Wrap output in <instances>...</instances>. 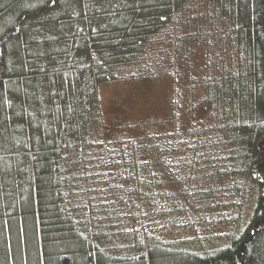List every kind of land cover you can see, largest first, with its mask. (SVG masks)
I'll return each instance as SVG.
<instances>
[{
	"label": "trees",
	"instance_id": "obj_1",
	"mask_svg": "<svg viewBox=\"0 0 264 264\" xmlns=\"http://www.w3.org/2000/svg\"><path fill=\"white\" fill-rule=\"evenodd\" d=\"M217 21L219 124L100 135L102 87ZM0 264H264V0H0Z\"/></svg>",
	"mask_w": 264,
	"mask_h": 264
},
{
	"label": "rangeland",
	"instance_id": "obj_2",
	"mask_svg": "<svg viewBox=\"0 0 264 264\" xmlns=\"http://www.w3.org/2000/svg\"><path fill=\"white\" fill-rule=\"evenodd\" d=\"M194 8L202 10L204 7L198 5ZM186 14L187 11L185 17ZM218 22L216 31L193 41L191 48L181 53L176 60L165 58L161 66L155 67V73H148L143 77L123 74L119 79L102 87L104 123L99 131L100 135L107 139H116L123 134H141L145 129H207L219 124L222 118H219L215 108L209 110L205 106L203 88L198 83L208 71L209 60L220 64L221 56L227 58L232 52L233 44L219 30L223 25L219 27ZM38 31L43 33L44 29ZM223 37L226 38L223 40ZM222 132L224 131L221 130L218 134ZM185 175L195 176L196 173ZM186 180L189 184L195 183L193 177H187ZM229 228V224H216L208 232L220 234ZM192 233L190 228L182 224L165 232V235L184 237Z\"/></svg>",
	"mask_w": 264,
	"mask_h": 264
},
{
	"label": "snow or ice",
	"instance_id": "obj_3",
	"mask_svg": "<svg viewBox=\"0 0 264 264\" xmlns=\"http://www.w3.org/2000/svg\"><path fill=\"white\" fill-rule=\"evenodd\" d=\"M57 0H51L52 4H56Z\"/></svg>",
	"mask_w": 264,
	"mask_h": 264
}]
</instances>
